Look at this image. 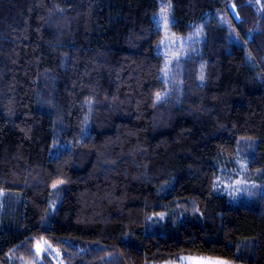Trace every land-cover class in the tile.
<instances>
[{"label": "trees", "instance_id": "trees-1", "mask_svg": "<svg viewBox=\"0 0 264 264\" xmlns=\"http://www.w3.org/2000/svg\"><path fill=\"white\" fill-rule=\"evenodd\" d=\"M161 1L0 0V264H264V192L214 186L245 136L264 188V0H168L169 78Z\"/></svg>", "mask_w": 264, "mask_h": 264}, {"label": "rangeland", "instance_id": "rangeland-1", "mask_svg": "<svg viewBox=\"0 0 264 264\" xmlns=\"http://www.w3.org/2000/svg\"><path fill=\"white\" fill-rule=\"evenodd\" d=\"M231 10L236 18L239 19V14L234 5H231ZM155 21L162 28L164 34L158 44V50L166 56L169 69L165 72V76L169 78L173 67L172 62L180 57H184L189 52V46L192 44L191 41L196 39L198 32L195 31L191 36L184 37L175 34L171 30L170 2L168 0L161 1ZM249 141L253 143L252 151L254 150L256 139H248L245 136H241L237 143L238 152L235 160L225 166H221L215 177V189L226 194L231 203H248L258 198L264 192V188L258 178L259 175L250 173L248 169V157L253 154L251 151L252 145ZM8 194L11 195L10 191L0 188V212L7 202L5 198ZM56 199L57 195L54 194L53 201L55 202ZM168 214L169 211L167 210L159 211L154 213L151 219L164 221ZM61 261L58 251L47 241L43 240L36 243V254L33 260L25 264H61ZM220 262L233 264L218 257L192 254L180 255L177 260L172 262L151 264H220Z\"/></svg>", "mask_w": 264, "mask_h": 264}, {"label": "snow or ice", "instance_id": "snow-or-ice-1", "mask_svg": "<svg viewBox=\"0 0 264 264\" xmlns=\"http://www.w3.org/2000/svg\"><path fill=\"white\" fill-rule=\"evenodd\" d=\"M220 264H226V262H220Z\"/></svg>", "mask_w": 264, "mask_h": 264}, {"label": "crops", "instance_id": "crops-1", "mask_svg": "<svg viewBox=\"0 0 264 264\" xmlns=\"http://www.w3.org/2000/svg\"><path fill=\"white\" fill-rule=\"evenodd\" d=\"M192 255H194V254H192ZM211 257H213V256H211ZM172 262V261H171ZM231 263V262H230Z\"/></svg>", "mask_w": 264, "mask_h": 264}]
</instances>
